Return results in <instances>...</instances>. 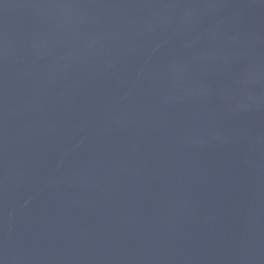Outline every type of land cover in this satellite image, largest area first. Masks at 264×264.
Here are the masks:
<instances>
[{"label":"water","instance_id":"water-1","mask_svg":"<svg viewBox=\"0 0 264 264\" xmlns=\"http://www.w3.org/2000/svg\"><path fill=\"white\" fill-rule=\"evenodd\" d=\"M0 264H264V0H0Z\"/></svg>","mask_w":264,"mask_h":264}]
</instances>
